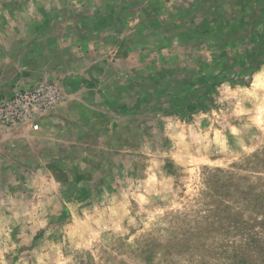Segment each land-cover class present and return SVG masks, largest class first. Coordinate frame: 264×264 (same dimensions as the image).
I'll list each match as a JSON object with an SVG mask.
<instances>
[{
    "label": "rangeland",
    "instance_id": "1",
    "mask_svg": "<svg viewBox=\"0 0 264 264\" xmlns=\"http://www.w3.org/2000/svg\"><path fill=\"white\" fill-rule=\"evenodd\" d=\"M20 33L72 66L0 125V264H264V0H0Z\"/></svg>",
    "mask_w": 264,
    "mask_h": 264
},
{
    "label": "crops",
    "instance_id": "2",
    "mask_svg": "<svg viewBox=\"0 0 264 264\" xmlns=\"http://www.w3.org/2000/svg\"><path fill=\"white\" fill-rule=\"evenodd\" d=\"M58 38V35L50 34L42 38L47 42L36 41L31 45L32 51L29 53L28 50L25 53L23 51L24 33L18 34L17 42L12 44L7 40H0V96H8L14 90L30 88L42 79H60L65 69L72 66V44H60L58 47ZM49 39L54 41H48ZM46 52L49 59L41 60L39 55ZM55 55L59 57L51 58Z\"/></svg>",
    "mask_w": 264,
    "mask_h": 264
},
{
    "label": "built area",
    "instance_id": "3",
    "mask_svg": "<svg viewBox=\"0 0 264 264\" xmlns=\"http://www.w3.org/2000/svg\"><path fill=\"white\" fill-rule=\"evenodd\" d=\"M61 95L59 87L46 80L36 82L30 89L14 90L0 97V125H26L37 131L40 119L61 101Z\"/></svg>",
    "mask_w": 264,
    "mask_h": 264
}]
</instances>
